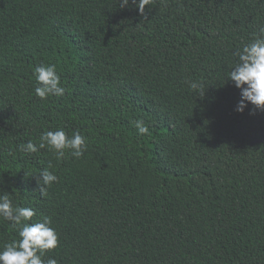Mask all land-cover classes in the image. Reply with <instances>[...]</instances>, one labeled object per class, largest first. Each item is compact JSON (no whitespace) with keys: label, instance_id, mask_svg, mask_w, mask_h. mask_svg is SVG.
Here are the masks:
<instances>
[{"label":"trees","instance_id":"trees-1","mask_svg":"<svg viewBox=\"0 0 264 264\" xmlns=\"http://www.w3.org/2000/svg\"><path fill=\"white\" fill-rule=\"evenodd\" d=\"M261 27L264 0H152L143 15L120 0H0V194L35 210L23 223L51 217L44 259L264 264V111L237 112L227 78ZM41 63L63 96L35 95ZM59 128L87 138L83 156L19 150ZM42 168L58 177L44 196ZM19 239L0 217V250Z\"/></svg>","mask_w":264,"mask_h":264},{"label":"clouds","instance_id":"clouds-1","mask_svg":"<svg viewBox=\"0 0 264 264\" xmlns=\"http://www.w3.org/2000/svg\"><path fill=\"white\" fill-rule=\"evenodd\" d=\"M151 3L152 0H120V7L134 5L143 15L146 6ZM233 54L238 59L227 78L240 89L241 98L235 110L243 113L250 103L256 110L264 111V27L259 29V33L251 42L244 44ZM33 74L37 83L34 92L39 98L61 97L65 94L66 86L62 84L55 64H38L34 67ZM189 83L193 90L200 91V95L203 96L204 90L201 84ZM132 124L138 134L149 133V128L143 119L133 120ZM39 141V144H36L29 140L27 144H21L19 150L24 153H35L47 146L49 150L55 152L57 159H63L66 150L77 159L87 150V138L79 131L68 135L63 128L46 130L40 135ZM49 168H42L38 174L42 196L46 195L47 187L58 180L57 175ZM35 215V210L32 208L13 206L7 192L0 194V217L11 221L20 237L18 241L14 240L3 245V249L0 250V264H59L55 258L44 259L47 250L55 249L59 245V234L52 226L51 217L44 216L35 223H23L31 220Z\"/></svg>","mask_w":264,"mask_h":264},{"label":"water","instance_id":"water-1","mask_svg":"<svg viewBox=\"0 0 264 264\" xmlns=\"http://www.w3.org/2000/svg\"><path fill=\"white\" fill-rule=\"evenodd\" d=\"M261 142H262V140H255L252 142V145L257 144V143H261Z\"/></svg>","mask_w":264,"mask_h":264}]
</instances>
